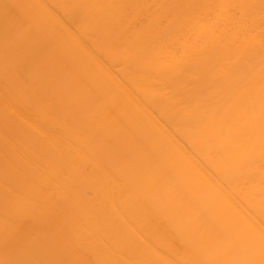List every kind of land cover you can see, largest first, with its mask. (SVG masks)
Listing matches in <instances>:
<instances>
[{"label":"bare ground","instance_id":"obj_1","mask_svg":"<svg viewBox=\"0 0 264 264\" xmlns=\"http://www.w3.org/2000/svg\"><path fill=\"white\" fill-rule=\"evenodd\" d=\"M0 12V264H264V0Z\"/></svg>","mask_w":264,"mask_h":264},{"label":"rangeland","instance_id":"obj_2","mask_svg":"<svg viewBox=\"0 0 264 264\" xmlns=\"http://www.w3.org/2000/svg\"><path fill=\"white\" fill-rule=\"evenodd\" d=\"M73 9V8H72ZM77 11V8L76 9H73L72 11H73V13H70V14H72V15H70L73 19H79V20H81L80 18L83 16L82 14H80V13H82V12H79V10ZM71 11V12H72ZM79 12V13H78ZM0 14H1V12H0ZM240 14H241V11L240 10H238V9H233V10H231V15L233 16V18H235V19H237L239 16H240ZM15 15V12L13 11V10H10V11H8V13H7V17H9V18H13V16ZM148 15H149V13L148 14H146V15H144V16H142L141 18H140V22L141 23H143V22H145L147 19H148ZM69 15H68V18H66L67 20L69 19V21L71 22V17H70ZM15 17V16H14ZM67 17V16H66ZM71 19H70V18ZM73 19H72V22H75V21H73ZM66 21V20H65ZM69 21L67 22L68 24H70L69 23ZM78 21V20H77ZM166 23V20H164V22H163V25ZM45 40H41V39H37V40H34L33 41V43H32V45L33 46H35L36 48H37V50H38V53L40 54V56H45L46 54H47V52L49 51V49H50V47L49 46H47V44L45 43V45L42 43V42H44ZM212 54H210L209 56V58H214L215 56V53L214 52H211ZM63 72L64 71H62V70H53V71H51L50 73H48V74H46L45 76H44V78H42V79H44V81H46V82H48V83H52V85L55 87V88H57V90H59V87H60V84H61V82H62V80L64 79V75H63ZM63 75V76H62ZM62 79V80H61ZM198 80V79H197ZM64 81V80H63ZM199 83H200V81H199ZM194 84V85H193ZM196 84H198V81L195 83H191V85H193V86H191L192 88H188L189 90H193V87H195V86H197ZM200 85V84H199ZM198 85V86H199ZM187 87H189V84H188V86ZM196 88V87H195ZM187 89V90H188ZM56 90V92H54V94H53V97H56V98H60V97H64V95L62 94V96H61V94L60 93H58L59 91H57ZM194 90H196V89H194ZM60 99H62L61 101L63 102V100L66 102V100L65 99H63V98H60ZM64 103V102H63ZM67 104V103H66ZM62 106H64L63 104H61ZM93 105V106H92ZM66 106V105H65ZM95 106L97 107V104H96V102H93L92 104H91V107L93 108H95ZM1 107V106H0ZM18 110H24V108L23 107H20V108H15V109H13L12 111H10L9 110V113H10V115H7L6 113L4 114V112H3V110H2V108H0V127H3V125L5 126V129H6V132L9 134V136H14V135H16V134H18L24 127H26V124L23 122V120H21V119H19V118H16V111H18ZM6 146H7V141H4V140H2L1 138H0V153L2 152L3 153V151L5 150V148H6ZM6 169H4V168H1L0 169V178L2 177V176H4L5 174H6ZM86 194L88 195V197H91L92 196V193L90 192V191H87L86 192ZM201 229V228H200ZM198 231H200L199 229H197V230H195V234H197L198 233ZM9 251L12 253V254H16L17 253V250H16V248L14 247V248H12V249H9ZM14 251H16V252H14Z\"/></svg>","mask_w":264,"mask_h":264}]
</instances>
